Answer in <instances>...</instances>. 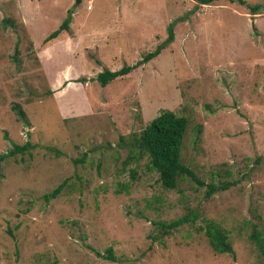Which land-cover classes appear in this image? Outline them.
I'll return each instance as SVG.
<instances>
[{
	"label": "rangeland",
	"instance_id": "374dc122",
	"mask_svg": "<svg viewBox=\"0 0 264 264\" xmlns=\"http://www.w3.org/2000/svg\"><path fill=\"white\" fill-rule=\"evenodd\" d=\"M244 1L258 12L236 0H0V154L33 144L0 160V264H264V0ZM161 43L125 76L94 79ZM164 109L187 118L182 164L224 190L207 197L186 175L167 189L148 169L134 140ZM184 214L194 220L168 233L156 224ZM208 222L232 254L210 248Z\"/></svg>",
	"mask_w": 264,
	"mask_h": 264
},
{
	"label": "trees",
	"instance_id": "16d2710c",
	"mask_svg": "<svg viewBox=\"0 0 264 264\" xmlns=\"http://www.w3.org/2000/svg\"><path fill=\"white\" fill-rule=\"evenodd\" d=\"M199 4H209L214 0H194ZM233 2L234 0H226ZM240 5H245L249 13H257L260 5H249L246 4L244 0H236ZM264 12V9H263ZM71 11H68V15L60 22L58 27L47 34L43 42H48L55 38L62 31H66L69 28ZM5 25L10 24L7 19L3 20ZM167 36L166 42L173 39L172 24L169 23L166 28ZM164 43L156 46L150 52H147L140 60L132 65H122L121 67L111 70L108 68H103L99 71L94 79L99 83L100 86H104L110 81L120 78L128 74L135 66L143 63L152 57L156 56ZM17 53L16 48L14 50V55ZM16 59V57L14 56ZM17 115L21 118L25 117L22 109L15 106L14 107ZM187 128V118L185 116L177 115L171 110H161L157 115L149 120L145 126L140 131L138 137L134 140L136 146L141 153H144L148 157V169L155 170L158 173V180L161 185L167 189H174L176 187L177 179L182 176H188L192 181L200 186H205L204 195L210 196L212 193L218 190H224L227 187L226 183L215 185L212 182L205 183L199 179L196 174L187 166L182 164L180 160V148L182 145L183 137ZM12 149L8 150L6 153L0 154V160L14 155L16 152L23 151L25 149L29 150L33 146L30 143H23L21 145L12 143ZM64 181L59 183L50 192L45 193L43 196L45 199L55 197L62 186ZM193 215V214H192ZM195 217L193 215L190 217L189 214H184L181 217L170 220L168 222L159 221L156 224L159 226L160 230L164 233L170 232V230L176 229L178 226L188 222H192ZM210 248L216 253H228L232 254V247L230 241L228 240L227 233L224 229L213 222H208L202 229ZM257 244L262 247V239H259V233L253 232L252 235ZM98 254V253H96ZM107 258H113L111 249H107Z\"/></svg>",
	"mask_w": 264,
	"mask_h": 264
},
{
	"label": "crops",
	"instance_id": "0c3cea01",
	"mask_svg": "<svg viewBox=\"0 0 264 264\" xmlns=\"http://www.w3.org/2000/svg\"><path fill=\"white\" fill-rule=\"evenodd\" d=\"M56 39H57V37H55V38H53V39H51L50 41H48L45 45L47 46V47H49V48H51L50 46H54V41H56ZM54 48V47H53ZM50 51V50H49ZM53 52V51H52ZM52 52H51V54H52ZM37 55H38V57L41 59V54H40V52H38L37 53ZM114 70V69H113ZM113 81V80H112ZM69 84H73V83H69ZM80 87H82V86H80ZM84 87V86H83ZM82 87V88H83ZM85 88V87H84ZM63 89V92H64V97H66L68 94H71V93H76V92H78L79 91V87H78V85H76L75 87L74 86H71V89H69V88H62ZM61 100V99H60ZM58 104H59V102H58ZM66 104H68V103H66ZM71 109V107H69L68 105H67V107H66V109L64 110V109H61V111L62 112H65V111H67V110H70Z\"/></svg>",
	"mask_w": 264,
	"mask_h": 264
},
{
	"label": "water",
	"instance_id": "95a60500",
	"mask_svg": "<svg viewBox=\"0 0 264 264\" xmlns=\"http://www.w3.org/2000/svg\"><path fill=\"white\" fill-rule=\"evenodd\" d=\"M78 0H76V2H77Z\"/></svg>",
	"mask_w": 264,
	"mask_h": 264
}]
</instances>
